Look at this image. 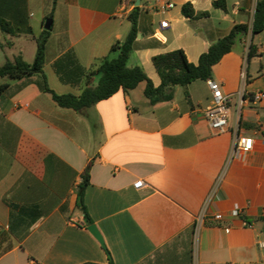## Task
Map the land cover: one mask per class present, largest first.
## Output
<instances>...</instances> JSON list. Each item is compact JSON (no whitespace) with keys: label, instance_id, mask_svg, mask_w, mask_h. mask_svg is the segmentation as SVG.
Wrapping results in <instances>:
<instances>
[{"label":"crops","instance_id":"0c3cea01","mask_svg":"<svg viewBox=\"0 0 264 264\" xmlns=\"http://www.w3.org/2000/svg\"><path fill=\"white\" fill-rule=\"evenodd\" d=\"M137 1L27 0L32 33L0 32V62L20 55L31 63L50 18L43 74L56 94L79 95L83 83H61L53 62L71 50L92 69L125 38L138 7L140 32L127 65L141 66L157 87L154 56L180 49L197 64L235 24H251L258 0H225V10L213 7L215 0H169L171 9L164 0ZM185 3L208 15L184 17ZM22 37L31 38L28 57L22 43L16 46ZM250 44L256 55L248 60ZM39 81H9L0 95V264H107L106 250L113 264H264V99L244 103L239 116L233 101L224 133H214L202 114L208 81L225 94L264 92V32L238 35L211 78L187 86L188 100L174 87L170 101L151 104L141 83L80 113L57 106ZM236 129L253 147L233 157ZM87 167L84 204L104 247L76 207ZM206 200L207 215L223 218L196 228Z\"/></svg>","mask_w":264,"mask_h":264},{"label":"trees","instance_id":"16d2710c","mask_svg":"<svg viewBox=\"0 0 264 264\" xmlns=\"http://www.w3.org/2000/svg\"><path fill=\"white\" fill-rule=\"evenodd\" d=\"M26 2L27 0H0V32L2 34L19 36L32 33L28 23ZM54 2L55 0H53ZM212 5L225 10V0H215ZM181 12L188 19L208 15V13H195L190 3H185ZM139 15V8L135 7L128 15L130 29L125 38L116 41L111 46L109 55L100 59L92 69L85 70L71 50L53 62L54 72L61 83L71 86L83 83L79 95L56 94L49 88L43 74L45 47L49 37V31L46 30H42L36 38V52L31 63L25 62L20 55H17L12 60L7 59L0 65V80L5 79L4 82L0 81V95L9 87V81L37 75L40 77V81L37 83L39 89L49 93L57 106L73 109L80 113L118 91L128 93L141 83H144L143 95L151 104L170 101L173 98L174 87L184 88V96L188 100L187 86L196 80H209L212 76L213 66L232 50L238 35L250 34L253 38L264 32V0H258L254 7L251 24H235L227 35L208 46L207 50L199 56L197 64L188 62L184 51L180 49L154 56L152 63L160 78L159 86L154 87L141 66L129 67L127 65L131 53L137 47V35L140 32ZM0 47H3L1 42ZM255 55L256 47L250 44L247 59L249 60ZM87 185L88 167L85 170V177L78 187L76 207L83 213L85 224L89 225L92 224V220L84 204V190ZM106 253L107 264H113L107 250Z\"/></svg>","mask_w":264,"mask_h":264},{"label":"built area","instance_id":"2783aa9c","mask_svg":"<svg viewBox=\"0 0 264 264\" xmlns=\"http://www.w3.org/2000/svg\"><path fill=\"white\" fill-rule=\"evenodd\" d=\"M165 9H171L174 7V4L169 0H164ZM161 27H166L167 22H161ZM209 88L211 90V99L203 110L202 114L206 119L208 126L214 133H224L228 131V121L230 117V107L233 101L236 102L237 113H239L244 105V103L259 101L264 99V92L259 91L253 94H246L244 89L241 87L235 94H225L222 92L220 86L212 81H208ZM253 139L251 137L243 136L238 133L236 129L233 133L232 138V150L231 156L238 157L243 153H248L252 150ZM207 202L205 201L199 213L195 216V225L196 228L206 220L220 221L222 220V214L216 213L212 216H208L207 211ZM242 214V210L234 208L231 211V215L239 217ZM246 227H251V224L245 222ZM260 247H264V243L259 244Z\"/></svg>","mask_w":264,"mask_h":264},{"label":"water","instance_id":"95a60500","mask_svg":"<svg viewBox=\"0 0 264 264\" xmlns=\"http://www.w3.org/2000/svg\"><path fill=\"white\" fill-rule=\"evenodd\" d=\"M138 3H139V0L137 1L136 5H138ZM51 23H52V20L50 18L46 19L43 25V29L46 31H49L51 29ZM84 223H86V221H84ZM87 230L99 242V244L102 247H104L103 237L101 233L99 232V230L97 229V227L94 224H89L87 225Z\"/></svg>","mask_w":264,"mask_h":264},{"label":"rangeland","instance_id":"374dc122","mask_svg":"<svg viewBox=\"0 0 264 264\" xmlns=\"http://www.w3.org/2000/svg\"><path fill=\"white\" fill-rule=\"evenodd\" d=\"M32 26H33V33L36 35V33L38 31V27L37 26H34V24ZM20 43H22V46L24 47L25 57H28V55H26V51L29 50V48L31 46V38L30 37H22V39H20V40L18 39V41H16V46L20 45ZM0 53L2 54L1 51H0ZM0 63H3V61L0 62ZM261 252L264 253V250H261Z\"/></svg>","mask_w":264,"mask_h":264}]
</instances>
